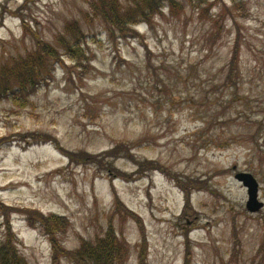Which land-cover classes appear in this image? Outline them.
Here are the masks:
<instances>
[{"label": "rangeland", "instance_id": "374dc122", "mask_svg": "<svg viewBox=\"0 0 264 264\" xmlns=\"http://www.w3.org/2000/svg\"><path fill=\"white\" fill-rule=\"evenodd\" d=\"M90 1L0 0V81L39 41L61 55L34 107L0 101V243L10 227L27 264H51L50 236L26 219L53 213L68 250L112 229L123 264L141 244L148 264H264V0H179L134 38ZM75 27L78 61L62 54ZM239 172L257 181L256 211Z\"/></svg>", "mask_w": 264, "mask_h": 264}, {"label": "trees", "instance_id": "16d2710c", "mask_svg": "<svg viewBox=\"0 0 264 264\" xmlns=\"http://www.w3.org/2000/svg\"><path fill=\"white\" fill-rule=\"evenodd\" d=\"M237 4L238 9H242L240 1L231 0ZM131 6L124 5L116 0L112 2L107 1H90L92 12L100 15L103 19L120 33L123 38H134L137 36L138 31L134 29L140 23L151 24L157 15L163 14L165 7L169 10L180 7L178 3L182 4L179 0H129ZM69 33V41L62 39L63 55L69 56L70 59L78 61L84 56L82 43L86 42L87 35L78 28L67 29ZM61 55L55 50L53 46L43 42H37L33 52L19 61L14 67L4 66L9 69L15 68L12 71L2 70V80L0 81V101L9 100L13 105L19 107L31 104L34 107V100L32 95L36 93L43 85H46L53 77V71L57 64L60 62ZM12 77V80H9ZM40 134L28 136L34 139L35 143H39ZM5 143L10 142V139H5ZM28 145L32 143L29 139L25 141ZM71 158L73 155L78 156L80 159L88 158L87 153L83 151L74 153L65 150ZM116 151V148L112 150ZM110 152V151H109ZM111 156V153H107ZM73 160V159H71ZM140 163V162H139ZM155 166L154 163L149 162ZM142 164V163H141ZM140 164V165H141ZM157 167L159 165H156ZM139 173V176H142ZM126 178L130 175H124ZM192 186V185H191ZM190 202L184 204L186 210H190ZM196 215L190 217L184 222L182 228L187 230V225L194 221ZM29 226L33 229H40L48 234L52 242V255L51 264H60L61 257L69 258L72 264H123L128 256V246L121 240H118L112 229H108L106 235L99 239L96 243L91 244L86 241L82 246L75 250H68L65 246L61 245L56 239L55 235L60 230H65L68 221L65 217L50 213L44 215L42 213L30 214L26 219ZM139 227L143 230L142 220L136 217ZM8 222V220L6 219ZM1 224V223H0ZM7 232V239L11 234L10 227ZM4 240L0 243V264H27L23 256H20L11 240ZM144 239V238H143ZM146 247L144 244L139 246L138 261L139 264H148L146 261Z\"/></svg>", "mask_w": 264, "mask_h": 264}, {"label": "water", "instance_id": "95a60500", "mask_svg": "<svg viewBox=\"0 0 264 264\" xmlns=\"http://www.w3.org/2000/svg\"><path fill=\"white\" fill-rule=\"evenodd\" d=\"M235 177L247 187L248 199L246 208L249 211H256L262 206V202L257 200V181L248 172L236 173Z\"/></svg>", "mask_w": 264, "mask_h": 264}]
</instances>
